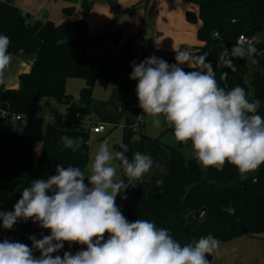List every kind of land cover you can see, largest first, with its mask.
Returning <instances> with one entry per match:
<instances>
[{
  "label": "trees",
  "instance_id": "16d2710c",
  "mask_svg": "<svg viewBox=\"0 0 264 264\" xmlns=\"http://www.w3.org/2000/svg\"><path fill=\"white\" fill-rule=\"evenodd\" d=\"M72 3L74 0H52ZM199 8L198 20L201 27L197 37L201 43L194 54L207 53V61L216 72L221 87L231 89L237 85L243 87L250 100L259 99L261 106L258 114L264 116V0H184ZM83 14L78 20L56 26L51 21H40L23 15L14 5L0 3V34L10 38L9 52L12 56H33L31 70L19 76L18 89H6L0 84L2 107L10 114L30 116L34 106L43 99L68 101L66 83L68 80H82L85 86L79 94L78 114L90 117L93 114V92L97 82L106 85L120 83L118 103L122 112L132 94L136 80L130 79L134 50L128 42L121 50L104 48L106 41L117 46L122 31L104 32L99 36L88 33L91 7L82 4ZM74 8L63 10L72 15ZM190 22H196L195 15L188 14ZM30 23V25H28ZM240 36L256 39L254 43L259 63L253 65L247 57L235 58L236 71L219 66L218 54L224 47L229 52ZM89 50L102 51L100 57L90 58ZM174 64L173 60L167 61ZM185 71H192L183 67ZM221 72H227L225 80L220 79ZM22 121L12 122L0 119V211L14 210V204L21 198L22 189L28 187L33 179L47 180L56 174V165L76 166L84 170L89 162L90 135L82 127L61 129L49 124L41 142L37 164L34 161L35 143L38 141L23 132ZM168 131H173L171 128ZM68 135L82 140L78 151L63 147L59 137ZM134 129L125 131L123 144L128 146L127 156L131 159ZM141 142L150 139L140 134ZM182 146L167 147L168 170L162 178H152L145 203L140 207L124 211L123 215L133 222L147 219L158 227L170 230L173 237L182 245L195 242L201 236L212 234L220 241H230L243 236L241 225L247 235L264 234V165L241 181L235 167L226 163L222 171L215 168L201 169L196 160L187 159ZM116 151H121L117 146ZM161 179L162 185L156 181ZM202 209L206 210L201 220L194 217ZM50 235L32 220L18 221L12 229H4L0 220V242L8 239L32 247L29 236L37 239ZM108 234H105V240ZM86 250V246L65 242L64 247L53 255L63 257L64 252L73 255ZM35 257L40 256L33 250Z\"/></svg>",
  "mask_w": 264,
  "mask_h": 264
},
{
  "label": "clouds",
  "instance_id": "9594fccd",
  "mask_svg": "<svg viewBox=\"0 0 264 264\" xmlns=\"http://www.w3.org/2000/svg\"><path fill=\"white\" fill-rule=\"evenodd\" d=\"M10 43L8 36L0 34V84L12 62ZM173 50L174 64L155 55L139 64L132 62L129 78L138 81L136 94L142 116L151 118L155 128H171L173 146L190 145L201 167L222 171L228 163L237 169L241 181L247 180L264 165V116L258 114L261 101L250 100L239 85L221 87L212 64L206 62L207 53ZM257 54L255 44L241 36L230 52L224 47L218 54L219 66L235 72V58L247 57L256 65ZM185 64L194 70L185 71ZM227 75L221 72L220 79ZM59 139L72 151H78L82 144L81 139L68 135ZM120 148L114 152L104 140L89 162L87 175L80 167L57 164L55 175L47 180L33 179L24 187L14 210L0 211L2 227L12 229L20 220H32L50 230V235L40 239L29 236L32 247L4 239L0 242V264H210L206 257L215 259L220 246L212 234L182 245L170 230L155 222H130L123 215L117 196L142 182L154 161L139 151L129 159L128 146L121 144ZM252 182H256L255 175ZM162 183L161 179L156 181L157 186ZM65 242L86 246V250L54 256ZM34 249L40 252L39 257L33 255Z\"/></svg>",
  "mask_w": 264,
  "mask_h": 264
},
{
  "label": "crops",
  "instance_id": "0c3cea01",
  "mask_svg": "<svg viewBox=\"0 0 264 264\" xmlns=\"http://www.w3.org/2000/svg\"><path fill=\"white\" fill-rule=\"evenodd\" d=\"M83 3H87L91 7L88 24L89 35L94 37L102 35L104 32L113 33L122 31L123 35L117 46H114L111 41H106L104 48L117 52L128 42H131L136 63H138L139 59L141 62L152 55L156 57L160 55V58L165 61L173 60L176 63L174 47L194 51L197 47L201 46L197 37L198 29L202 25L198 20L199 8L197 5L184 0H74L72 3L52 0H16L14 5L19 10L20 8L23 9L25 15L33 19L51 21L58 26L80 19L83 14ZM71 7L74 8L72 15L63 13L64 9ZM188 14L195 15L197 21L190 22L187 19ZM101 54L102 51L89 50L87 56L97 58ZM33 61L34 59H27L25 61L12 57L11 64L5 70L2 85L6 89H18L19 76L30 72ZM182 67H187V65H182ZM119 84L111 83L106 85L104 82H97L93 92V104L97 102L107 103L113 94H116L118 101L117 89ZM66 93L69 96V100L61 102L64 106L71 108L72 100L71 95L67 92V86ZM54 104L50 103L53 108V114L59 108ZM34 108L30 116L23 119V126L26 119H31L35 123L37 122L38 119L33 117L32 114ZM58 114L61 113L59 112ZM129 129L135 130L134 127ZM41 139H37L38 141L35 143L34 155L38 148L41 150L42 144L39 142ZM168 156L169 153L166 157V162ZM162 168L168 170V163ZM151 172L145 175L142 182L134 187H129L130 191L126 193V199L122 198L121 200L124 211L142 206L146 201L147 189L149 188L151 179L154 177L162 178L167 171L161 177L151 174Z\"/></svg>",
  "mask_w": 264,
  "mask_h": 264
},
{
  "label": "rangeland",
  "instance_id": "374dc122",
  "mask_svg": "<svg viewBox=\"0 0 264 264\" xmlns=\"http://www.w3.org/2000/svg\"><path fill=\"white\" fill-rule=\"evenodd\" d=\"M20 11L25 15L24 10L20 8ZM17 59L33 60V56L22 55L12 56ZM157 57H161L160 55ZM143 61V60H142ZM141 61V62H142ZM140 63V59L138 63ZM138 83V81H137ZM84 82L82 80H69L67 82V92L71 95L72 107L64 106L60 100L57 99H44L41 100L33 110V117H36L37 122H33L31 119L24 121L23 132L32 136L35 139L43 138L45 129L49 124L58 125L61 129H69V122L72 121L73 115L79 113V94ZM137 85V84H136ZM0 91V95H1ZM50 103L59 108L53 114V108ZM93 114L90 117L81 115L80 121L84 123L83 130L88 132L89 124L103 123L105 125V132L100 135H90L89 139V162L97 151L99 145L104 140L109 141L110 148L116 152V147L123 144L125 131L131 127L135 128L137 135L135 141H133L132 154L139 151L144 154H148L154 161V167L151 174L161 177L167 169H163L166 166V157L168 155L167 147H176L179 144L176 143L173 146L174 141L172 132L168 131V127L162 125L160 128L152 126L151 118L144 115L143 110L139 107V102L136 94V86L132 93V96L126 102L122 112H120V106L117 101L116 94H113L107 103H94ZM61 114H58V113ZM140 134L145 135L150 140L148 142H141ZM39 148L34 155V161L37 164L39 159ZM182 153L187 159H195L192 154V150L189 146H182ZM127 155V153H126ZM196 160V159H195ZM88 162V165H89ZM197 162V161H196ZM119 162L117 161V164ZM161 167H156L155 165ZM198 164V163H197ZM88 165L83 170L85 174H88ZM199 165V164H198ZM201 169H204L199 165ZM161 168L163 170H161ZM122 174V173H121ZM157 178V177H154ZM85 183L88 181L85 179ZM130 191V188L125 189L116 198V204L119 207L121 200L126 197V193ZM148 191V189H147ZM125 199V198H124ZM122 209L123 206L121 205ZM220 246L215 254V264H264V234L259 236L243 235L238 238H234L230 241H220ZM235 249V251H233Z\"/></svg>",
  "mask_w": 264,
  "mask_h": 264
},
{
  "label": "built area",
  "instance_id": "2783aa9c",
  "mask_svg": "<svg viewBox=\"0 0 264 264\" xmlns=\"http://www.w3.org/2000/svg\"><path fill=\"white\" fill-rule=\"evenodd\" d=\"M15 2H16V0H0V3L15 4ZM243 37H245V36H243ZM245 38H246V40H248L252 43L256 42V39H249L247 37H245ZM0 119H2V120L10 119L12 122H19V121H23L24 117L21 115L10 114V112L7 109H4L2 107V104L0 101ZM83 125H84V123L80 121V115L78 113H75L73 115L72 121L69 122V128L70 129H74L77 127L83 128ZM104 132H105V125L103 123H98V124L90 123L89 124V129H88L89 135H99V134H102Z\"/></svg>",
  "mask_w": 264,
  "mask_h": 264
},
{
  "label": "water",
  "instance_id": "95a60500",
  "mask_svg": "<svg viewBox=\"0 0 264 264\" xmlns=\"http://www.w3.org/2000/svg\"><path fill=\"white\" fill-rule=\"evenodd\" d=\"M28 25H30V23H28ZM205 213H206V210L205 209H202L198 214L195 215L194 218L196 220H201L204 217ZM240 227H241V230H242L243 234L244 235H247L248 234V231L242 225ZM206 258L209 260L210 264H212V262H213V264H215L214 257H212V256L209 255Z\"/></svg>",
  "mask_w": 264,
  "mask_h": 264
}]
</instances>
